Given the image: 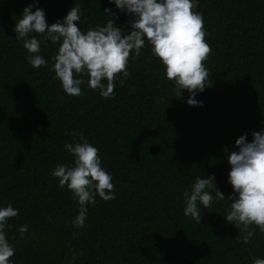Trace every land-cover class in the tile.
<instances>
[{
  "label": "trees",
  "instance_id": "obj_1",
  "mask_svg": "<svg viewBox=\"0 0 264 264\" xmlns=\"http://www.w3.org/2000/svg\"><path fill=\"white\" fill-rule=\"evenodd\" d=\"M33 0L0 4V207L18 215L5 226L15 249L11 264H252L264 259V233L243 243L224 217L230 201L212 189L210 207L199 205V223L185 216L183 193L197 176L214 174L218 190L228 183L227 154L235 140L264 129V0H193L203 17L211 54L205 62L210 86L187 103L189 92L166 78L164 66L145 43L118 75L114 95L103 98L84 84L83 95L65 93L51 71L58 45L41 40L46 66L33 68L16 19ZM82 31L104 26L108 8L122 31L132 17L108 0H39L49 24L73 6ZM31 35H36L32 33ZM79 78V77H78ZM87 79V77H84ZM123 80V84L120 81ZM105 84L107 81H104ZM79 133L99 149L111 174L115 199L98 195L88 204L83 227H74L77 199L51 175L68 164L66 143ZM27 225L21 237L19 228Z\"/></svg>",
  "mask_w": 264,
  "mask_h": 264
},
{
  "label": "clouds",
  "instance_id": "obj_2",
  "mask_svg": "<svg viewBox=\"0 0 264 264\" xmlns=\"http://www.w3.org/2000/svg\"><path fill=\"white\" fill-rule=\"evenodd\" d=\"M38 2L33 0L16 19V40L23 41V47L29 53L26 60L33 68L48 63L39 54L41 40L37 36L58 45L51 58V71L66 94L81 96V86L87 84L93 90L98 89L101 97H112L117 76L129 77L131 55L140 56L147 42L152 55L164 66L166 78L174 82L177 94L181 97V90H186L190 94L187 103L202 106V102L194 97L210 86L205 62L211 54V46L205 39L207 32L202 15L193 11V0H108L132 17L128 22L130 29L126 32L115 25L108 8L104 9L108 13L106 24L86 31H82L77 23L81 18L78 5L71 7L62 20L49 24L43 9L35 7L32 10ZM72 135L81 141L64 145L72 154V162L57 164L51 175L58 178L59 187H67L77 199L79 213L73 226L83 227L86 206L95 204L97 195L105 201L115 199V185L111 174L101 166L99 149L79 133ZM246 135L239 136L235 140L236 150L227 154L230 165L227 179L234 195L226 198L218 190L214 174L207 178L197 176L191 190L183 193L184 215L198 223L201 219L198 203L208 208L213 200L211 192L206 189L214 190L220 200H229L230 208L224 218L239 229L245 244L254 236L252 225L264 233V129L253 131L250 142ZM17 215L18 211L11 203L0 207V264H11L10 258L15 255L14 247L6 238L5 226ZM18 231L23 237L27 225ZM252 264H264V259L253 258Z\"/></svg>",
  "mask_w": 264,
  "mask_h": 264
},
{
  "label": "rangeland",
  "instance_id": "obj_3",
  "mask_svg": "<svg viewBox=\"0 0 264 264\" xmlns=\"http://www.w3.org/2000/svg\"><path fill=\"white\" fill-rule=\"evenodd\" d=\"M7 0H0V4L5 3Z\"/></svg>",
  "mask_w": 264,
  "mask_h": 264
}]
</instances>
